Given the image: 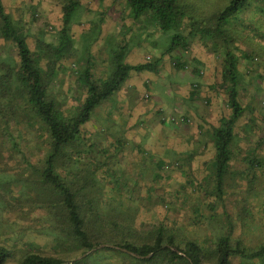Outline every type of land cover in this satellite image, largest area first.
Here are the masks:
<instances>
[{"label":"rangeland","instance_id":"1","mask_svg":"<svg viewBox=\"0 0 264 264\" xmlns=\"http://www.w3.org/2000/svg\"><path fill=\"white\" fill-rule=\"evenodd\" d=\"M65 1L1 3L33 50L58 43ZM77 1L71 55L48 87L62 110L73 109L85 97L78 73L89 67L95 78H106L119 48L125 50V62H159L155 71H131L121 88L95 108L83 127L80 164L68 154L58 162L63 176L93 173L97 191L107 200L103 209L121 212L131 229L126 237L135 243L148 241L152 230L162 226L182 245L193 240L211 248L223 235L251 249L264 245V0H252L228 27L244 112L234 127L221 197L215 195L210 132L230 114L221 86L222 49L195 38L186 49L169 53L172 32H162L150 17L134 19L126 0ZM229 1L188 3L208 17ZM16 64L14 44L0 37V79L12 80ZM8 92L0 91V245L10 252L5 264H20L32 252L67 261L104 248L108 243L101 242L81 252L61 234L66 227L58 222L56 209H47L52 202L31 166L41 168L48 142L35 127L14 121L18 114L9 106ZM116 259L111 253L105 260ZM231 264L264 261L233 257Z\"/></svg>","mask_w":264,"mask_h":264},{"label":"trees","instance_id":"2","mask_svg":"<svg viewBox=\"0 0 264 264\" xmlns=\"http://www.w3.org/2000/svg\"><path fill=\"white\" fill-rule=\"evenodd\" d=\"M98 1L102 3L104 0ZM251 1L230 0L223 8L207 17L197 12L193 2L188 3V0H126L134 19L150 17L162 32H172L167 52L177 48L186 49L189 40L195 38L208 43L214 50L218 47L222 49L221 86L227 95L230 114L222 117L218 126L210 132L215 151L212 161L216 180L215 195L218 197H221V185L230 167L234 127L244 112L238 92V56L229 47L231 36L228 27L231 20ZM78 6L77 0H66L62 4V27L58 31V43H43L32 50L26 34L6 13L0 0V37L14 44L18 56V64L12 69V80L7 77L0 79V91L4 93V90L8 92L13 89L8 92V101L14 109L13 113L18 114L14 121L22 120L27 126L35 127L38 135L45 137L48 142V151L41 168L31 166L38 173V184L52 202L48 203L47 209H56L59 213L58 222L62 220L66 227L61 232L66 242L81 252L90 251L101 242L109 246L99 248L81 259L67 261L58 256L27 253L21 258L20 264H92L96 261L98 264H231L233 257L264 261V245L255 249L247 248L239 241L232 243L229 235L220 236L213 247L204 248L193 240L179 244L174 233H167L164 227L157 226L148 241L135 243L126 237L131 229L125 224L121 212L103 209L107 200L97 191L95 183L98 179L93 173H75L69 179L63 176L58 162L68 154L73 163L80 164V147L86 140L83 127L95 108L121 88L131 71H155L159 62L158 59L153 63L125 62V50L119 48L112 58V70L106 78H95L89 67H84L78 73L77 79L85 89V97L73 109L62 110L50 96L48 87L53 77L63 68L62 62L71 55L73 39L70 26ZM183 29L187 30L186 34ZM117 184L120 190L121 184ZM123 186L126 184L123 183ZM124 250L142 258L131 256ZM111 253H116L119 259L115 262L106 261ZM149 254L150 257H146ZM9 255L8 248L0 245V264H5Z\"/></svg>","mask_w":264,"mask_h":264},{"label":"water","instance_id":"3","mask_svg":"<svg viewBox=\"0 0 264 264\" xmlns=\"http://www.w3.org/2000/svg\"><path fill=\"white\" fill-rule=\"evenodd\" d=\"M107 246H109V245H107V244H102L100 247H107ZM114 248H117V249H121V248H118V247H115V246H113ZM122 250V249H121ZM92 251V250H91ZM125 252H127L128 254H130L131 256H134V257H137V258H142V256H140V255H137V254H135V253H133V252H130V251H127V250H124ZM180 253V252H179ZM181 254V253H180ZM85 255V254H84ZM83 255V256H84ZM150 255L151 254H149V255H147L146 257H150ZM69 263H71V262H69Z\"/></svg>","mask_w":264,"mask_h":264}]
</instances>
